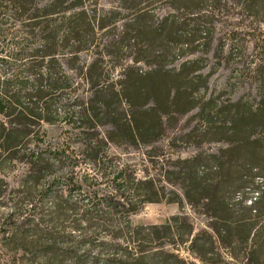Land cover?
Returning a JSON list of instances; mask_svg holds the SVG:
<instances>
[{
    "label": "trees",
    "instance_id": "trees-1",
    "mask_svg": "<svg viewBox=\"0 0 264 264\" xmlns=\"http://www.w3.org/2000/svg\"><path fill=\"white\" fill-rule=\"evenodd\" d=\"M133 1L134 5H120L133 14L122 24V35L114 38L106 34L126 16L121 10L106 11L98 0H0V205L7 209L0 226L4 229V246L14 244L19 249L20 235L25 238L27 229L35 234L45 233L36 221L43 219L37 206L30 204L20 218V202L32 203L39 196L42 201L46 197L54 202L47 214L50 226L62 225L61 221L81 213V219H72L70 227L78 228L84 223L86 228L112 227L133 236L132 242L138 245L134 249L139 253H127L133 262L145 258L141 248L145 240L157 237L175 246L190 242L189 249L202 261L213 254L216 243L231 250L245 244L247 262L230 263L264 264V185H256L258 195L246 207L249 217L235 219L223 198L226 192L241 194L244 189L240 184L247 181L217 154L179 159L178 167L172 171L179 184L164 176L167 183L181 191L171 190V196L165 198L168 203L183 208L184 204L193 206L195 201L206 202L208 215L216 221L209 226L211 232L203 230L194 235V226L184 214L171 216L161 225L134 226L131 222V215L143 205L161 201L160 190L152 177L139 178L129 166L116 165L108 153L109 147L157 141L167 121L166 112L159 111V107L183 114L198 106L181 82L185 72L191 69L192 77L201 80L205 90L209 79L202 68H192L195 61L186 60L179 67H172L169 65L175 59L165 60L174 55L181 57L186 51L194 53L188 50L199 41L194 30L186 33V40L178 39L175 16L155 23L148 11L150 0ZM204 1L215 14L228 0ZM232 1L243 12L241 20L248 33L255 37L258 62L247 71L250 77H257L261 96L256 107L241 101L218 104L208 98L202 102L200 114L204 116L205 132L222 133L213 117L226 116L234 133H248V145L235 152L243 154L248 167L255 169L249 178L254 183V176L264 181V148L260 139H251L257 125L264 124V30H251V25L264 26V0ZM197 20L198 25L201 18ZM20 22L24 28L21 36ZM209 26L197 32L207 35ZM246 33L238 26L228 31L229 36ZM33 39L39 42V48H31L28 42ZM123 51L129 52V60H122ZM82 52L89 53L93 60L76 67ZM64 56L72 62L70 69H76L75 77L80 82L62 69L60 58ZM149 56L161 63L147 62ZM36 57L41 61L36 62ZM46 58L50 60L45 64ZM23 60V65L13 66ZM108 60L113 62L111 66L105 65ZM139 62L148 70L143 71ZM118 68V76H112L111 71ZM85 88H89V93ZM54 124L65 127L62 139L49 138L46 125ZM103 127H107L104 132ZM85 164L94 172L84 170ZM20 165L24 167L21 174ZM109 178L113 191L101 194L94 185H103ZM62 182L64 188H59ZM75 192L90 197V208L80 209L71 202ZM246 200L243 196L244 204ZM255 219L257 223L252 222ZM30 244L24 240L22 247L26 249ZM153 255L154 260L163 262L137 263L186 264L171 262L179 259L171 252ZM229 255L237 257L234 252Z\"/></svg>",
    "mask_w": 264,
    "mask_h": 264
},
{
    "label": "rangeland",
    "instance_id": "rangeland-1",
    "mask_svg": "<svg viewBox=\"0 0 264 264\" xmlns=\"http://www.w3.org/2000/svg\"><path fill=\"white\" fill-rule=\"evenodd\" d=\"M99 6L106 11L121 10L125 19L113 27L106 36L118 37L122 35V24L129 19L132 13L131 10H124L120 5H134L133 0H98ZM202 8V9H200ZM200 9V13L199 12ZM149 14L154 18L155 23L161 21L165 17H176L177 25L174 31L178 35V39L186 40V33L194 30L193 35L199 41L194 42L189 49L194 50V53L186 51L185 55L181 57L178 55L167 57L168 62L175 59L169 66L179 67L180 64L186 60L195 61L192 68H202L204 75L209 74L208 88L205 90L201 87V80H196L192 77L191 69L185 72L181 82L186 89V92L192 94V98L197 102V105L191 111L183 114L171 113L169 108L159 107V111L166 112L167 121L163 134L157 141L150 144H124L122 146L111 145L108 153L113 157V161L118 166H129V169H134L139 178L145 176L152 177L155 180L157 187L160 190L159 202L146 203L137 213L131 215V222L134 226L147 225H161L164 224L171 216L184 214L189 222L194 226V235L203 230L211 232L210 224L216 222L208 215L210 212L209 206H206L205 201H195L194 205L184 204L181 208L176 203H168L165 198L171 196V190L176 189L181 192L176 186L165 181L164 176L170 178L179 184V179L172 171L179 165V159L191 158L196 155L205 156L206 154H217L221 156L222 161L234 167L235 170L242 175L243 180L247 181L242 186L243 192H234L232 195L225 193L224 200L231 206L232 214L235 219L245 220L249 217L246 207L251 205L255 197L256 185H264L261 177H253L254 183L249 182V178L253 176L255 169L248 167L246 159L243 154H237L235 149L248 145V133H234L231 129V123L228 117L223 116L217 119V124L222 127V133L205 132L204 116L200 114L202 102L211 98L218 104L227 105L233 101H241L243 104H250L256 107L261 96V88L257 77L252 78L248 73V69H253L258 62V50L254 46L255 37L248 33V28L241 20L243 12L237 8L232 0H228L226 4H222L215 10L208 5L204 0H150L148 7ZM194 12V13H193ZM201 21L197 25V19ZM247 24V23H246ZM195 25V27H193ZM205 25H210V32L205 35L204 31L198 33V29L204 30ZM8 26L12 30L13 26ZM238 26L245 30V36H238L236 34L228 35L231 27ZM195 28V29H194ZM23 26L20 22V36L23 34ZM264 30V26H259L257 23H252L251 30ZM239 40V41H238ZM199 42V44H198ZM31 48H39V42L36 39L28 42ZM159 45V44H158ZM185 47V44H184ZM114 50V48H112ZM111 52V51H110ZM188 52V53H187ZM129 52L123 51L121 53L122 60L127 58L129 60ZM36 62L41 61L40 57L34 59ZM49 58L44 60L46 64ZM92 61L93 57L89 53L82 52L79 59L76 60V67L78 64L85 61ZM121 60V59H120ZM147 62L161 63L158 58L149 56L146 58ZM26 63L25 60L13 63V66H19ZM60 63L62 69L75 77V70L70 69L72 62L68 61L67 57H61ZM112 61L108 60L105 65L111 66ZM56 69V63L52 64ZM139 66L143 71H147L149 67L144 63L139 62ZM119 67V66H118ZM120 69L111 71V75L117 77ZM193 70V69H192ZM84 84V83H82ZM89 93V88H85V92ZM60 105H58V108ZM173 110V108H170ZM174 114V115H172ZM48 129L49 138L51 140H59L65 136V127L59 124L52 126L46 125ZM104 132L107 127L101 128ZM254 137L264 146V124L257 125L253 131ZM261 148H264L262 147ZM23 165H20V174L24 170ZM83 169L88 172H94V168L89 165H83ZM247 178V179H246ZM252 179V180H253ZM254 185H253V184ZM59 188H64L63 182L59 183ZM96 189L100 190L101 194H110L112 183L110 178L103 183V185H94ZM162 188L164 189L162 191ZM88 190L87 187L84 188ZM241 190V189H240ZM161 192H164V197ZM243 196L247 197L246 204L243 203ZM85 194L79 195L76 192L71 197V202L76 203L80 209L90 208L92 205ZM37 206L41 210L42 221L41 228L45 231L44 234H35L33 231L27 229L26 236L20 235V248L14 244L9 248L4 246V229L0 226V264H138L137 262H163L161 260H154L155 255L151 257L154 252H171L178 256L179 259H171V262H186V264H231L233 262H247V246L236 245L234 250L225 249L216 243L213 254H209L205 261L192 252L190 242L175 246L168 241H159L157 237L152 240H145L141 245L144 250V256L140 261L133 262L127 253L139 254L138 245L133 243V236L120 232L115 228H86L82 223L81 227H70L72 219H81V213L72 215L67 221L61 224L51 226L48 223L47 214L52 209L53 200L36 197L32 203L20 202V218L25 214L23 211L31 207ZM209 210V211H208ZM7 212V209L0 205V222L1 218ZM257 219L252 222L257 223ZM142 238V237H141ZM24 240L31 242L26 249L22 246ZM54 241V243H49ZM149 241V242H146ZM128 246V251L125 249ZM230 250V251H229ZM217 252H219L217 254ZM234 252L236 259L229 255ZM153 258V259H152ZM231 262V263H230ZM142 264V263H140Z\"/></svg>",
    "mask_w": 264,
    "mask_h": 264
}]
</instances>
